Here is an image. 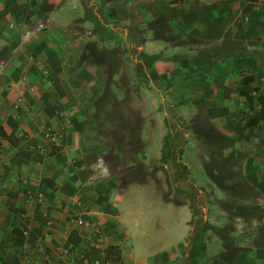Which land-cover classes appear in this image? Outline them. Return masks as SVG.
<instances>
[{
    "label": "crops",
    "instance_id": "1",
    "mask_svg": "<svg viewBox=\"0 0 264 264\" xmlns=\"http://www.w3.org/2000/svg\"><path fill=\"white\" fill-rule=\"evenodd\" d=\"M259 96L264 0H0V264H264Z\"/></svg>",
    "mask_w": 264,
    "mask_h": 264
},
{
    "label": "rangeland",
    "instance_id": "2",
    "mask_svg": "<svg viewBox=\"0 0 264 264\" xmlns=\"http://www.w3.org/2000/svg\"><path fill=\"white\" fill-rule=\"evenodd\" d=\"M126 91H127L126 88H124V89H122V88L120 89L119 88V90H118V88L111 89L110 87H108L105 94L106 95H110L111 92H112V98H113L114 94H121L123 96H126V95H124L125 94L124 92H126ZM123 96L121 98H123ZM102 105L104 106V109L112 112V118H109V120L104 119V125H106L108 122H110L111 125H112V129L114 128L113 129L114 132H119V130L121 132V128L124 127L128 123H131L135 127H139L141 125V120L137 119V117H136V115L134 113H132L130 115L131 118H126V116H127L126 113L128 112V110H133L129 103H127V104L120 103V102L114 103L112 101L109 104L105 102ZM98 118L100 119V116ZM99 119H97V120H99ZM100 121H101V119H100ZM183 137H184V133L181 135V139ZM169 143H170V140H168L167 143H166L167 147H166V150H165V155L167 154V158L170 157V155H169V153H170L169 152ZM201 149H202V155H204V153H205L204 151L205 150H204V148H201ZM197 153L199 155H201L200 151H198ZM165 164H167V163L165 162ZM167 168H168V165H166V169ZM213 168L215 169L214 171L216 172V174H218L217 175L218 178H220L221 176H224L223 174L226 173V170L224 169L225 167H220L218 165V166H214ZM191 169H192V172L196 175V180H198V182H199V180L201 182V180L204 179V178L206 179L207 170H205L204 167H201L200 165L199 166H192ZM167 173L168 174L172 173V170L169 168L168 172H166V173L162 170V173H161V175H162L161 176L162 188H160L159 191H162V192H164L166 194H169V193H174V194L178 193V194H180V191H176L175 187H173L172 189L169 187V185L167 183V176H166ZM199 175H201V176H199ZM200 182H199V185H202V183H200ZM154 187H155V185H153L151 183V180H149V183L143 185V188H145L144 190H146V191L155 190ZM174 196L176 197V195H174ZM153 208H154V210L156 209L155 206ZM176 209H177V206H176ZM149 212H152V211L149 210ZM163 212L166 213V214L167 213L169 214V209H168L167 205H164Z\"/></svg>",
    "mask_w": 264,
    "mask_h": 264
},
{
    "label": "trees",
    "instance_id": "3",
    "mask_svg": "<svg viewBox=\"0 0 264 264\" xmlns=\"http://www.w3.org/2000/svg\"><path fill=\"white\" fill-rule=\"evenodd\" d=\"M252 78L244 79V83L248 84L250 83ZM258 93L257 89L252 90L251 92H242V96L246 98V101L248 102V105L250 107V110H253L252 103L254 101L255 95ZM258 101L261 105V109L257 112H255L253 115H249V113H239V115L236 116V119L238 121V125H242L246 128H253L256 127L258 124L263 123L264 125V97L259 96ZM0 137L8 139L11 143L15 144V138L12 135H7L3 128L0 127ZM112 253V256H116L118 254V248L116 247H110L108 249V255ZM119 261V257H116V262Z\"/></svg>",
    "mask_w": 264,
    "mask_h": 264
},
{
    "label": "built area",
    "instance_id": "4",
    "mask_svg": "<svg viewBox=\"0 0 264 264\" xmlns=\"http://www.w3.org/2000/svg\"><path fill=\"white\" fill-rule=\"evenodd\" d=\"M61 138V135L60 134H58V133H56V132H54V131H51V132H49V134H48V142H49V144L50 145H55L57 142H58V140ZM40 150L41 151H44V149L43 148H41L40 147ZM80 222V221H79ZM72 254V253H71Z\"/></svg>",
    "mask_w": 264,
    "mask_h": 264
}]
</instances>
